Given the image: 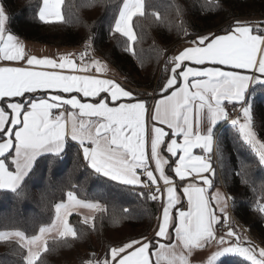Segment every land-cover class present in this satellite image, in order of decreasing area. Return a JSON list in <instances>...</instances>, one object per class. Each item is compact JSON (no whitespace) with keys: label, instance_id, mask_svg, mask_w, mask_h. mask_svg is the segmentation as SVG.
Instances as JSON below:
<instances>
[{"label":"snow or ice","instance_id":"6c2138e0","mask_svg":"<svg viewBox=\"0 0 264 264\" xmlns=\"http://www.w3.org/2000/svg\"><path fill=\"white\" fill-rule=\"evenodd\" d=\"M61 4L62 0H43L39 18L45 22L62 19ZM143 7L142 0H123L119 18L115 22V32L129 41H135L132 20L134 16L144 15ZM7 20L4 8L0 7V60L24 62L28 67L23 64L0 67V98H9L6 108L0 104V188H10L14 192L20 189L36 157L43 153L59 155L64 152L66 137L70 135L73 141L79 143L87 166L98 175L124 185H157L155 192L140 193L152 200L160 198L158 193H166L162 223L158 225L156 236L171 240V225L175 242L167 245L161 243L160 250L153 251L150 242L132 240L123 246L111 248L110 259L106 254L103 264H153V255L156 257L155 264H161V258L165 255L170 257L167 264H189L187 256L178 254L177 249L182 248L190 254L193 250L213 244L217 245L218 250L212 254L208 264H215L224 254H238L251 264H264V249L259 251L258 259L256 250L251 246L245 247L242 238L231 227L226 235H216L214 226L220 223V217L215 209L210 208L208 197V188L213 181L203 175L214 174L208 155L212 152L214 128L219 121L230 118L223 102H241L253 80L264 84V79L233 71L255 70L264 76V34H252L250 27L237 22L224 35L197 36L191 41V46L171 58L172 75L160 85L161 92L166 95L154 104L153 110L146 107L145 101L131 102L133 94L113 80L55 71L69 69L72 73H88L94 69L96 73H102L104 66L98 61L85 62L87 45L85 53L80 56L79 65L69 56L59 57V62L52 58L29 56L24 45L11 32H6ZM185 61L194 65H223L231 70L193 68L186 66ZM46 90H51L53 94L47 98L24 99L25 93ZM60 93H81L84 97L94 98L95 102L82 103L75 96L66 98ZM15 97L22 99H11ZM108 97L112 106H109ZM66 106L78 109V114L67 112L66 119ZM61 108L65 111L59 114L53 112V109ZM243 116V122L231 119V124L238 129L243 143L255 153L259 165H264V142L258 140L252 130L249 107H243ZM146 118L166 125L171 133L156 125L148 128ZM179 137L183 138L182 143H178ZM162 145L173 157L177 156L178 150L182 153L174 169L175 177L183 181L195 173L203 182V187L196 184L183 187L187 211L182 209L174 178L166 174L164 165L168 161L162 155ZM194 147L202 148L206 155L192 156L190 150ZM186 160L193 161L190 167ZM150 162L154 163V169L149 167ZM142 176H146L150 184L146 185ZM159 181L163 182L164 189L158 186ZM67 197L75 207L101 208L99 204L78 200L71 191ZM222 199L219 193L211 197L217 206L222 204ZM178 204L181 208H176ZM173 209H176L175 213ZM55 210L52 224L40 227L39 235L28 238L24 232L15 231L0 233V240L16 238L22 248H27L26 264H37L41 252L49 251L46 234L55 233L58 238L77 236L68 222L70 207L61 202L55 205ZM220 211L224 213V207H220ZM257 211L264 214V203L258 206ZM224 219L227 223L226 214ZM83 223H89V219L85 218ZM233 237L234 240L231 239Z\"/></svg>","mask_w":264,"mask_h":264},{"label":"trees","instance_id":"16d2710c","mask_svg":"<svg viewBox=\"0 0 264 264\" xmlns=\"http://www.w3.org/2000/svg\"><path fill=\"white\" fill-rule=\"evenodd\" d=\"M144 15L133 17L135 41L115 32L123 0H62L58 21L39 18L43 0H0L8 17L6 28L25 42L55 50L86 48L91 58L116 70L132 88V101L146 104L165 95L160 85L170 76L173 48L184 39L204 33L226 34L240 22L256 34L264 32V0H142ZM154 91V93H147ZM46 93L27 94L25 99ZM252 130L264 142V84H253L248 92ZM3 107L6 99L0 100ZM218 130V128H217ZM162 153L168 156L165 146ZM213 186H222L230 198L238 225L264 247V165L243 143L238 130L224 126L217 135ZM174 159L166 174L173 175ZM176 181V180H175ZM174 182V181H173ZM71 191L78 200L101 205L92 221L83 223L78 214L69 217L75 238L47 240L49 251L41 252L37 264L102 263L110 249L132 240L149 239L156 247L155 229L161 206L140 195L144 188L124 185L98 175L87 166L80 146L65 142V151L44 154L33 163L22 187L16 192L0 189V232L22 231L31 238L49 226L55 205L67 200ZM19 193V194H18ZM173 227L170 232L173 237ZM172 240V239H171ZM168 240L167 243H170ZM26 251L15 240H0V264H26ZM218 264H251L239 255L224 256Z\"/></svg>","mask_w":264,"mask_h":264},{"label":"crops","instance_id":"0c3cea01","mask_svg":"<svg viewBox=\"0 0 264 264\" xmlns=\"http://www.w3.org/2000/svg\"><path fill=\"white\" fill-rule=\"evenodd\" d=\"M43 7V6H42ZM60 20V19H59ZM52 21H58L57 19H54ZM249 27V26H248ZM250 29L252 30V28L250 27ZM6 32L7 31V28H6ZM252 34H256L253 32L252 30ZM200 35H211V33H204V34H200ZM198 35V36H200ZM219 35H224V34H219ZM16 37V36H15ZM197 36L191 38V39H184L182 41H180L178 44H176V46L173 48V51L171 53V58L174 57L175 55H177L180 51L184 50L185 48L191 46V41L196 39ZM17 40L22 43L24 45V48H25V52L27 55L29 56H35L37 58H52V59H56L58 61V58L61 57V56H69V57H72L75 59L74 57V51L72 50H55V49H52V48H49V47H46V46H43V45H39V44H35V43H30V42H25L23 39L21 38H18L16 37ZM259 55V54H258ZM90 60H96L94 58H91L90 57ZM89 60V61H90ZM98 61V60H96ZM59 62V61H58ZM76 62V60H75ZM88 62V61H87ZM101 65L104 66V71L102 73H96L94 69H92L90 72L88 73H72L71 70L69 69H64V70H60V69H56L55 71L57 72H60L62 74H77V75H92V76H96L98 78H101V79H110V80H113L114 82L122 85L125 90L127 91H130L132 93V88H130L128 85H126L122 79V77L119 76L118 72L116 70H114L113 68L107 66L105 63L101 62V61H98ZM77 63V62H76ZM21 64H23L24 67H28L24 62H20V63H17V62H11V61H3V60H0V67H4V66H9V67H12V66H20ZM78 65L80 63H77ZM184 64L186 66H189V67H193V68H204V67H216V68H219L221 70H231V69H228L227 66H223V65H194L192 64L191 62L189 61H185ZM36 70H46V71H53V69H36ZM179 71V70H178ZM233 71H236L238 72L239 74L241 75H249V76H256V77H259L261 79H264V76H261V74L258 72V71H255V70H243V69H237V70H233ZM172 75V73H170V76ZM169 76V77H170ZM191 79V78H190ZM255 83H258L256 80H253L249 83L248 85V88L245 92V95H244V99L241 101L243 102L244 100L247 99L248 97V92H249V89L250 87L255 84ZM38 93H46V95L43 97V98H47L50 94H53L51 90H46V91H38L36 93H25V95L27 94H38ZM60 95L66 97V98H71L72 96H75L76 98H78L82 103H93L95 102V99L92 98V97H84L81 93H60ZM102 95H107V94H102ZM166 95V94H165ZM164 97V95L162 96H159L157 98L154 99V101L150 102V104H146V107L149 108V109H153L154 110V104L162 99ZM6 99V106H7V101L9 98H0V100H4ZM12 100L14 101H19L21 100L22 98L20 97H15V98H11ZM25 99V97H24ZM138 101V100H136ZM136 101H131V102H136ZM139 101H142V100H139ZM225 102H228V101H224L223 103ZM239 102V103H241ZM108 103H109V106H112V101H111V98L108 97ZM119 103V101L117 102ZM248 104V102L246 103ZM67 107V111L65 112V118L67 119V112H76L78 114L79 110L78 109H71L70 106H66ZM10 111V110H9ZM61 111H65V109L61 108V109H53V112L55 114H59V112ZM79 119V118H78ZM147 120V118H146ZM241 122L244 121V116L242 118V120H240ZM222 120L219 121L217 123V125L215 126L214 128V143H213V147H212V150L213 148L216 146V143H217V135L219 132H217V128L219 127V125L221 124ZM152 125H156V126H159V127H162L164 128L167 132L171 133V129H168L166 125H159L157 124L156 121H151V120H147V127L148 128H151ZM70 128V126H69ZM166 141L168 140V137L165 138ZM258 139V138H257ZM259 140V139H258ZM70 141V142H74L76 144L79 145V143L77 141H73L71 139V136L68 135L66 137V141ZM2 142V141H0ZM183 142V138L182 137H179L178 138V143H182ZM163 146V145H162ZM161 146V147H162ZM165 149H166V146H165ZM166 151V150H165ZM80 152H81V155L83 157V153H82V149L80 148ZM167 155L168 156H165L163 153V157L168 161L167 164L164 165V168H165V171H166V168H167V165L170 163L171 159H174V167H173V175H174V180L173 181H177L178 183L174 184L175 187L177 188L178 190V195L181 197V200H182V209L187 211V198L183 196V187L184 186H187L188 184H196L197 186H204L203 185V182L202 180L196 176L195 173L192 174V176H188L186 177L183 181H181L178 177H175V172H174V169L176 167V164L179 163V156L182 154L180 153V151L178 150L177 152V156L173 157L171 156L167 151H166ZM44 154H53V153H43V154H40L36 157V159L41 156V155H44ZM190 154L192 156H205V152L202 148L200 147H194L190 150ZM13 155H14V152H13ZM209 156L211 155L208 154ZM35 159V160H36ZM84 159V157H83ZM11 160V157H9V162ZM34 160V161H35ZM34 163V162H33ZM186 164L189 165V167L191 166V164L193 163V161H190V160H186L185 161ZM211 163H212V167L214 169V174H210V173H204L203 175L205 176H209V179L213 181V178L215 176V165L214 163L212 162L211 160ZM149 167L154 169L155 168V165L154 163L150 162L149 163ZM14 170V169H13ZM155 175L158 177L159 174L158 173H155ZM102 176V175H101ZM104 177V176H103ZM142 180L145 181V184H150L149 181H147V177L146 176H142L141 177ZM116 182V181H115ZM159 183L163 184L162 181H159ZM158 183V184H159ZM164 185V184H163ZM134 186V185H132ZM135 187H140V186H135ZM165 187V186H164ZM143 188V187H141ZM0 189H3V190H8L10 188H0ZM216 193H219L220 196L223 198L222 199V204L220 206H217V204L215 203V201H212L211 200V197L213 195H215ZM208 197H209V201H210V208L212 209H215L216 210V215L218 217H220V219L224 218L225 217V214H226V217L229 218L230 220V227L242 238V240L244 241V246L245 247H253L255 250H256V253H257V258L259 259V256H258V253L261 249H264L263 246H261L259 243H257L256 241H254L251 236L248 234L247 230L242 228L240 225H238L236 223V221H234V218L232 217V215H230V212L231 211V206H230V198L227 194V192L225 191V189L222 187V186H211L210 188H208ZM68 199V198H67ZM166 201V193L163 194V200H162V203L160 204L161 206V210H160V215H159V219H158V223H157V226H156V229H155V236H156V232L159 230L158 229V225L160 223H162V209H163V204L164 202ZM220 207H224V213H221L220 211ZM176 208H181V205H177ZM89 209H92V208H89ZM91 212L85 216V218H88L89 219V222L92 221V216L95 214V212L97 211V209H94V210H90ZM176 209H173V213H175ZM85 218H82L83 220ZM171 226V225H170ZM215 227V226H214ZM169 231H170V228H169ZM157 237V236H156ZM157 241H156V247L153 249V251H159V245L161 243L163 244H170V243H174L175 242V232H174V229H173V237H172V240L170 243H167V241L169 240L168 238H161V237H157ZM231 239H235V237L231 238ZM140 241L141 243H146V242H149V239H142V240H138ZM120 246H123V245H120ZM218 250V247L217 245L213 244L212 246L210 247H206L204 249H200V250H193L192 253H187L185 250H183L182 248H179L177 249V252L178 254H183V255H186L188 260H189V264H208L212 254ZM227 255H238V254H224V255H221L217 261L215 262V264H218V262L224 257V256H227ZM240 256V255H239ZM242 257V256H240ZM170 257H168L167 255L165 256H162L161 258V264H167V259H169ZM244 258V257H242ZM109 259H110V253H109ZM245 259V258H244ZM246 260V259H245ZM152 261H153V264H155V261H156V257L153 255L152 256ZM250 262V261H249ZM251 263V262H250ZM100 264H103L100 263Z\"/></svg>","mask_w":264,"mask_h":264},{"label":"built area","instance_id":"2783aa9c","mask_svg":"<svg viewBox=\"0 0 264 264\" xmlns=\"http://www.w3.org/2000/svg\"><path fill=\"white\" fill-rule=\"evenodd\" d=\"M262 34H264V32ZM82 53H85V48H79L76 51H74V57H75V60L77 63H81L80 56L82 55ZM166 58H167L168 62L171 61V57L168 56ZM89 60H90V55H89L88 50H87V53L85 54V62H87ZM246 103H247V99L241 103H234V104L228 103V102L223 103V106L225 107V110L229 114L230 118L222 120L221 124L218 127L217 132H219L221 130V128L224 126H232L231 119L242 120V118H243V107L246 105ZM209 158L212 160V162L214 163V165L216 167L217 166V163H216V146L213 148ZM137 172L139 174L140 170L138 169ZM173 183L176 184L178 182L174 181ZM158 186L161 189H164L163 184L159 183ZM156 187H157V185H152L151 187L144 186L143 188L146 191V193L148 194L150 192H155ZM158 195L160 196V198L153 200V201L161 204L162 200H163V195H160L159 193H158ZM230 215H232V217L234 218L232 212H230ZM234 221H236L235 218H234ZM236 223H237V221H236ZM230 225H231V223H230V220L228 217H227V223H225L224 218L220 219V223L215 225L216 235L217 236L226 235V231L230 227ZM115 247H120V245H116ZM91 264H100V263L95 261V262H92Z\"/></svg>","mask_w":264,"mask_h":264},{"label":"rangeland","instance_id":"374dc122","mask_svg":"<svg viewBox=\"0 0 264 264\" xmlns=\"http://www.w3.org/2000/svg\"><path fill=\"white\" fill-rule=\"evenodd\" d=\"M0 7H2L1 5H0ZM6 24H7V22H6ZM147 93H154V91H148ZM244 107H249L250 108V114H251V103L249 102L248 104H246ZM251 116H252V114H251ZM236 130H238L236 127H234ZM85 203H88V202H85ZM90 203H92V202H90ZM64 204H66V205H68L69 207H70V215L68 216V220H69V217L71 216V215H73V214H78V215H80L82 218H85V216H87L91 211L90 210H94V209H89V208H87V207H75V206H72V204H71V202L67 199L65 202H64ZM93 204H95V203H93ZM56 216V215H55ZM54 219H55V217H54ZM52 224V223H51ZM50 224V225H51ZM49 225V226H50ZM47 227V226H46ZM10 232H15V231H7V232H0V233H10ZM40 233H38L37 235H39ZM57 236H56V234L55 233H51V234H46L45 235V239H46V241L48 240V239H51V238H56ZM11 240H15V241H17L19 244L21 243L20 241H18L16 238H12ZM41 244L43 243V241H41L40 242ZM25 248V251H26V256H27V254H28V252H27V248L26 247H24Z\"/></svg>","mask_w":264,"mask_h":264}]
</instances>
